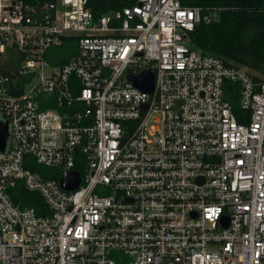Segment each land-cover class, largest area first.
Masks as SVG:
<instances>
[{"label":"built area","instance_id":"obj_1","mask_svg":"<svg viewBox=\"0 0 264 264\" xmlns=\"http://www.w3.org/2000/svg\"><path fill=\"white\" fill-rule=\"evenodd\" d=\"M213 19L180 0L99 18L87 0H0V264H264V81L190 45ZM145 70L151 90L131 79ZM19 181L51 213L16 204Z\"/></svg>","mask_w":264,"mask_h":264},{"label":"trees","instance_id":"obj_2","mask_svg":"<svg viewBox=\"0 0 264 264\" xmlns=\"http://www.w3.org/2000/svg\"><path fill=\"white\" fill-rule=\"evenodd\" d=\"M29 3H45L55 0H26ZM136 0H87V6L95 17L122 10ZM184 6L200 7L210 12L214 19L201 21L188 35L190 45L203 54L221 57L227 64L245 67L254 80L264 81V0H180ZM75 38H67L59 47V61L65 62L75 52ZM57 50V51H58ZM58 62V57L51 59ZM229 85H235L230 83ZM237 115L242 110L237 95H227ZM25 166L39 172L44 178L58 179V168L37 164L26 156ZM11 197L20 207H34L39 214H49L51 209L37 191L28 190L22 181L10 189Z\"/></svg>","mask_w":264,"mask_h":264},{"label":"water","instance_id":"obj_3","mask_svg":"<svg viewBox=\"0 0 264 264\" xmlns=\"http://www.w3.org/2000/svg\"><path fill=\"white\" fill-rule=\"evenodd\" d=\"M132 81L136 86L145 89L151 90L154 84L153 74L145 70L137 76L131 77ZM9 137V127L7 122L0 120V150H4L7 145V140ZM80 174L77 171L71 173H65L61 178V185L66 189H74L79 185Z\"/></svg>","mask_w":264,"mask_h":264}]
</instances>
